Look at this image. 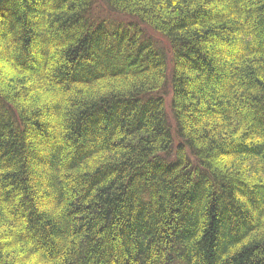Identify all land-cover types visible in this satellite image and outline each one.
Here are the masks:
<instances>
[{
    "label": "trees",
    "instance_id": "trees-1",
    "mask_svg": "<svg viewBox=\"0 0 264 264\" xmlns=\"http://www.w3.org/2000/svg\"><path fill=\"white\" fill-rule=\"evenodd\" d=\"M103 1L0 0V264H264V0Z\"/></svg>",
    "mask_w": 264,
    "mask_h": 264
},
{
    "label": "rangeland",
    "instance_id": "rangeland-1",
    "mask_svg": "<svg viewBox=\"0 0 264 264\" xmlns=\"http://www.w3.org/2000/svg\"><path fill=\"white\" fill-rule=\"evenodd\" d=\"M94 7H93V12L96 16L98 17H101L102 19H109V20H114V21H125L127 18L118 14V13H115V12H112L110 9H108V7H106L105 3L103 0H94ZM150 34H152L156 41L162 46V47H165V48H168L166 47L167 45L165 44V42L159 38H156V35L155 33H153L152 31H148ZM154 39V40H155ZM167 104H168V101H167ZM170 102L168 104V112L170 114Z\"/></svg>",
    "mask_w": 264,
    "mask_h": 264
}]
</instances>
